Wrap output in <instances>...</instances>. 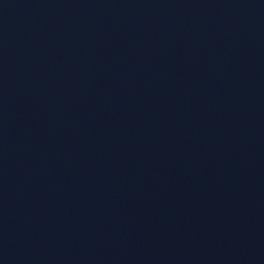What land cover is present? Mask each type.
<instances>
[{
    "label": "water",
    "instance_id": "water-1",
    "mask_svg": "<svg viewBox=\"0 0 264 264\" xmlns=\"http://www.w3.org/2000/svg\"><path fill=\"white\" fill-rule=\"evenodd\" d=\"M0 264H264V0H0Z\"/></svg>",
    "mask_w": 264,
    "mask_h": 264
}]
</instances>
